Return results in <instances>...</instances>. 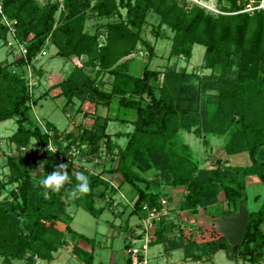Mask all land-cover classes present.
I'll return each instance as SVG.
<instances>
[{"label":"trees","instance_id":"trees-1","mask_svg":"<svg viewBox=\"0 0 264 264\" xmlns=\"http://www.w3.org/2000/svg\"><path fill=\"white\" fill-rule=\"evenodd\" d=\"M227 1L213 12L187 0H63L62 9L57 2L0 0V40L10 52L17 49L20 54L16 60L0 61V122L16 120L11 140L19 150L34 144L32 155H8L11 177L0 182L3 264L52 261L67 244L65 233L55 224L70 222L56 205L63 200L99 218L113 208L115 195L125 184L134 193L131 214L138 221L145 216V204L160 209L162 197L171 198L165 195V187L185 189L180 209L196 215L203 210L197 222L186 221V228L170 216L157 223L150 234L151 246L162 245L166 254L182 250L185 261L202 262L211 261L220 251L236 262L264 258V194L259 208L249 210L250 225L239 245H230L213 222L238 210L248 177H257L264 189V8L248 11L252 0ZM150 13L158 16V28L170 30L161 34L154 30L158 40H171L168 59L175 63L163 68H151L156 45L142 34ZM91 19L107 22L90 33L86 25ZM196 44L205 47L203 75L180 66L182 60L190 61ZM50 46L74 62L71 73L54 85L66 100L65 110L75 102L89 101L98 108L129 109L134 119L96 113L92 125H82L78 133L60 130L50 121L36 123L33 107L49 90L36 98L39 81L30 86L28 74L32 70L40 78L36 62ZM140 55L146 63L143 59L142 73L136 75L135 61L128 58ZM105 74L112 77L109 88L102 78ZM113 119L133 124L124 135V145L108 132ZM185 132L198 137L229 133L224 153H247L250 164L217 162L203 167L192 146L182 143ZM48 144L53 151L47 150ZM102 150L105 156L99 158ZM85 154L90 167L78 161ZM34 158L43 162V175L60 164L69 165L70 179L60 191L46 193L36 183L31 173ZM154 170L156 176L148 177ZM77 173L89 177L90 189L73 196ZM114 173L123 179L118 189L108 180ZM8 183H17V188L11 191V199L3 200L1 192ZM221 193L231 209L213 211L210 207ZM66 232L82 241L79 258L93 264L96 238L78 233L69 224ZM130 244L129 239L128 248Z\"/></svg>","mask_w":264,"mask_h":264},{"label":"rangeland","instance_id":"rangeland-1","mask_svg":"<svg viewBox=\"0 0 264 264\" xmlns=\"http://www.w3.org/2000/svg\"><path fill=\"white\" fill-rule=\"evenodd\" d=\"M42 5H45L47 2H57L60 5V9H62L63 0H39ZM187 2L196 3L202 6L207 7L210 11L217 12L218 5H227V0H187ZM240 3V2H239ZM122 14H126V9H121ZM61 10L57 13L56 18L59 20ZM148 17L149 24L143 29V37L147 40H150L152 43L156 45V53L157 55L151 62V68H163L168 64H174L175 59H171L169 61L168 56L171 47V40L169 39H159L156 35L157 30H159L160 34L164 31L170 30L165 27L158 28L159 18L155 14L150 13ZM104 21H98L95 19H91L87 22L86 30L90 33H94L100 23H105ZM156 29V30H155ZM155 30V31H154ZM17 50V49H16ZM14 50V52H10L9 48L5 45V42L0 40V61L7 62L12 59L16 60L20 57V54ZM204 54L205 47L200 44L194 45L193 55L190 61L187 63L184 60L181 61L180 66L186 67L188 70H197V73L203 75V73L207 72L202 69L204 64ZM83 59H87L83 57ZM143 57L140 56H130L128 60L130 62H134L132 67V72L136 75L141 74L143 70ZM146 63V59H144ZM36 67L43 71L42 77L36 79V83L39 84L37 86V91L35 92V97H39L42 95L43 91H51L55 87L57 83H59L62 79L67 77L74 68V62L71 59L64 58L57 54V49L54 46H50L45 53L39 56V59L36 62ZM106 83L105 88H109V84L112 80L110 75H103L102 77ZM50 81V82H49ZM48 83H52V87L48 88ZM197 85L198 83L195 82ZM55 93V94H54ZM64 103L61 102L60 98H57L56 91L49 96L43 97L39 99L38 103L33 107V117H35V122L42 121L45 124V121L48 120L56 124V126L60 130L69 129L67 131H73L74 133H78L79 129L82 125L91 126L94 122V116L96 113H100L101 115H120L121 117L134 119L132 111L129 109H121L117 106L111 107V109L106 107H96V105L89 101H84L79 105V102H75L74 104H70L68 108L65 110L63 108ZM121 109V113H120ZM88 116H85V115ZM85 116V117H84ZM42 124V125H43ZM74 129H70L71 127ZM16 120H7L0 122V182L5 183L11 177V172L9 167L7 166V157L8 155H32L34 152V148L32 144L29 148L18 149L16 145L12 142L11 138L13 133L17 130ZM132 129V122H125L121 120L113 119L109 124L108 132L115 133L120 131H129ZM232 132V130H230ZM229 133L225 135L213 136L210 134H206L204 137H198L194 133H184L182 136V143L188 142L196 156L202 160L203 167H211L217 162H221L225 165H248L250 164V159L247 153H241L236 155H226L223 151V145L228 139ZM114 136V134H112ZM116 135V134H115ZM116 139V138H115ZM118 140V139H117ZM120 142L124 145L126 143V138L120 139ZM77 147L76 144H72V148ZM71 148V149H72ZM77 149V148H76ZM20 151V152H19ZM76 151V150H75ZM77 153V151H76ZM99 154V153H98ZM97 154V155H98ZM101 156L99 158L105 156V150L101 151ZM78 160V159H77ZM81 163H83L90 167V163L87 161V155L85 154L82 159H79ZM116 160H113V166H116ZM107 162V160H106ZM109 163V162H107ZM43 162L37 158H34L32 161V169L31 173L36 181L39 183L40 177L43 175V167L40 169V166ZM79 165V164H78ZM40 169V170H39ZM153 173L156 171L154 170ZM148 177L153 178L154 174L150 172L147 174ZM116 185H118L116 183ZM17 183H8L6 187L3 188L1 192V199L7 200L11 199V191L16 190ZM129 185L125 184L122 189L118 190L115 195V203L113 208L106 209L103 214L99 218H95L89 212L82 208H77L74 204L70 205L66 201L61 200L56 205V210L64 213L70 222L68 223L74 230L78 233H82L87 235L90 238H96L97 241L95 247V261L93 264H125L123 260V252L126 254L128 251L127 243L131 236V232L140 231V223L136 215H132L131 211L133 209V202L131 201V196H134L133 191L128 190ZM167 189V190H166ZM165 195H170L171 198L168 199L169 202V210H170V218L171 221H174L177 224L182 225L183 228H186V221L197 222L198 217L203 215V210H200L199 214L196 215L190 210L180 209V204L182 202V197L178 198L177 196H173L171 188L164 189ZM183 192L182 195H184ZM264 194V189L261 181L255 177H248L246 179V196H247V206L250 211H256L262 201ZM131 198V199H130ZM130 199V200H129ZM218 202L215 205H212L210 208L213 211L217 209H225L230 210L231 208L228 206L224 195L221 193L217 198ZM132 202V204L130 203ZM102 203L99 204L101 206ZM238 211V210H237ZM236 211V212H237ZM221 216V215H220ZM218 216V217H220ZM216 217V218H218ZM201 221V218L199 219ZM214 220V219H213ZM66 222L57 221L55 227L65 233V237L67 239V244H64L60 249L54 253L55 260L52 261H42L37 259L38 264H85L80 261L79 258V249L80 245L82 246V241L78 240L75 236H72L66 232V228L68 225ZM133 230V231H132ZM207 236V234H206ZM79 244V246H78ZM162 250L160 245L152 246L149 249V259L152 263H164V257L161 254H158V258H155L154 254L159 253ZM183 255L182 250H177L173 253L172 256L168 257V261L171 264H176L177 261ZM78 256V257H77ZM126 256V255H125ZM184 259V258H180ZM2 258L0 257V264H3ZM185 261V259H184ZM24 261L13 260L10 264H23ZM189 264H194L190 262ZM202 264H264V258H259L257 261L251 263L250 261H239L236 262L231 259V255H228L224 251H220L216 254V256L206 263Z\"/></svg>","mask_w":264,"mask_h":264},{"label":"built area","instance_id":"built-area-1","mask_svg":"<svg viewBox=\"0 0 264 264\" xmlns=\"http://www.w3.org/2000/svg\"><path fill=\"white\" fill-rule=\"evenodd\" d=\"M254 0L247 6L245 10L252 11L255 8H264V0H261L258 5H254ZM219 12V10H217ZM25 51V50H24ZM29 84L30 86L36 85V77H34L32 70L29 71ZM74 153V152H73ZM109 180V179H108ZM111 185L118 189V185L115 182L109 180ZM131 203V201H130ZM132 204V203H131ZM145 216L139 221L140 231L136 234L138 236L130 237V247L127 251V259L130 264H171L167 261L164 263H152L149 259V249L151 247V231L155 229L157 223L165 216L170 215L169 202L166 196L161 199V208H150L147 204L143 206ZM140 235V236H139ZM176 264H185L183 262H178Z\"/></svg>","mask_w":264,"mask_h":264},{"label":"water","instance_id":"water-1","mask_svg":"<svg viewBox=\"0 0 264 264\" xmlns=\"http://www.w3.org/2000/svg\"><path fill=\"white\" fill-rule=\"evenodd\" d=\"M250 211L246 205V196L239 203L238 211L230 215H221L213 222L217 224L219 232L227 239L230 245L241 243L249 225Z\"/></svg>","mask_w":264,"mask_h":264},{"label":"clouds","instance_id":"clouds-1","mask_svg":"<svg viewBox=\"0 0 264 264\" xmlns=\"http://www.w3.org/2000/svg\"><path fill=\"white\" fill-rule=\"evenodd\" d=\"M47 150L49 152L53 151V147L51 144H48ZM44 167L43 164L40 166V169ZM69 165L60 164L55 167V170L52 172L43 175L39 179V185L45 189V192L48 191L58 192L60 191L64 185L69 181V172L67 171ZM39 169V170H40ZM89 177L84 173L76 174V184L72 191V195L75 196L77 194H87L89 192Z\"/></svg>","mask_w":264,"mask_h":264},{"label":"crops","instance_id":"crops-1","mask_svg":"<svg viewBox=\"0 0 264 264\" xmlns=\"http://www.w3.org/2000/svg\"><path fill=\"white\" fill-rule=\"evenodd\" d=\"M42 73H43V71H41V75H42ZM42 77V76H41ZM50 82V81H49ZM49 85H48V88L49 87H52L53 85H52V83H48ZM38 87H40V86H38ZM53 88V87H52ZM37 91V87L35 88V90H34V92H36ZM54 91H56V96H57V98H60L61 99V102L62 103H64V106H63V108L65 107V105H66V100H65V98L63 97V96H59V94L61 93V89L59 88V87H54L53 88V90H51V91H49V95L50 94H53V92ZM46 92V91H45ZM44 91H43V93H45ZM42 93V94H43ZM55 94V93H54ZM48 95V96H49ZM37 98V97H36ZM91 117H93L94 118V116L92 115ZM40 121V120H39ZM46 121H48V120H46ZM45 121V122H46ZM112 122V121H111ZM110 122V123H111ZM128 122H130V121H128ZM39 123H43L42 121H40ZM109 123V124H110ZM56 125V124H55ZM109 127V126H108ZM71 130L72 129H74V127L72 126L71 128H70ZM132 129H133V124H132ZM132 129L131 130H129V131H120V133H118V132H115V133H111V134H114V138H116V140L121 144V145H123L121 142H120V139H122V138H126V136H124L127 132H130V131H132ZM65 130H69V129H65ZM116 134V135H115ZM152 172V174H154L153 173V171H151ZM148 174H150V173H148ZM108 179L109 180H111V181H113V182H115V183H117L118 184V186L119 185H121V183H122V177H121V175L120 174H118V173H114V174H110V175H108ZM123 188V187H122ZM121 188V189H122ZM128 190H130V187L128 188ZM171 191H172V194H173V196H177L178 198H180V197H182L183 195V192H185V189L183 188V187H175V188H172L171 189ZM133 196H131V198H132ZM130 198V199H131ZM129 199V200H130ZM154 246H156V245H153V247ZM161 247H162V250L159 252V253H155L154 254V256H155V258H158L159 256H158V254H161V255H163V257H164V261H168L167 259H168V257H170V256H172L173 255V253L175 252H172L170 255H168V254H166L165 252H164V250H163V246L162 245H160ZM152 247V246H151ZM150 247V248H151ZM61 249H59L58 251H60ZM58 253V252H57ZM125 255H127V253L125 254L124 252H123V260H124V262L127 260V256H125ZM78 257V256H77ZM180 258H183V255L180 257ZM178 259L177 261H175L176 263H178V262H183V263H185V264H189L190 262H193L194 264H202V263H206V262H202V261H193V260H187V261H184V259ZM80 261H82L80 258H78ZM53 260H55V258L53 259ZM94 261H95V252H94ZM93 261V262H94ZM82 263H85V262H83L82 261ZM86 264V263H85ZM124 264V263H123Z\"/></svg>","mask_w":264,"mask_h":264}]
</instances>
